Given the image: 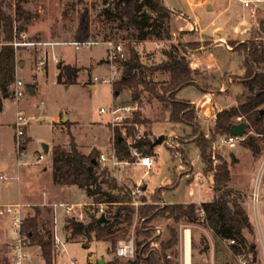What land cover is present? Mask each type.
Here are the masks:
<instances>
[{
    "label": "rangeland",
    "instance_id": "374dc122",
    "mask_svg": "<svg viewBox=\"0 0 264 264\" xmlns=\"http://www.w3.org/2000/svg\"><path fill=\"white\" fill-rule=\"evenodd\" d=\"M169 5H173L179 9H184L180 0H165ZM117 0H27L23 2V6L32 11L36 16L31 20L28 30L23 31L27 34V39L30 41H41L46 45L40 44H29L24 43L26 38H22V40H18L21 42L16 48V67L18 73H16V77L21 78L25 85L31 83L34 78V75L38 77V85L39 89L35 88V90L29 91L27 87V92L22 100H15L12 98H8L5 102L4 111L1 113L0 120L3 123L0 124V174L5 173L4 171H9L8 174H13V179H8L5 181L0 180V204L6 205L8 203H12L18 200H22L25 203H35L42 202L45 200L43 192L46 188H54V163H53V152L52 149L47 153L44 150L43 144H54L55 141L60 139V142L69 144L72 140L78 142V146L82 151L88 150L91 146L98 145L95 148L105 152L106 154L111 153L112 151V133L113 126L111 125V130L106 126V128L95 127V123L105 125V121L107 118H110L109 113H101L100 108L106 107L109 108L113 101L116 104H134L138 105V109L135 110L134 114L131 115L130 121L136 116V112H141V119L146 118L148 122L144 121L139 122L136 127V132H134V136L139 138V136H148L150 135L153 139H156V147L158 145V141L163 140L161 142V151H159L160 155L156 160V164L153 169L144 174L142 177V183L148 185V189L152 190L158 186L163 185L160 188H166L163 191L164 198L169 202H181L187 201L195 196L190 194L189 180L190 173L185 174L179 180L178 185L174 188H167L169 183L175 180V176L173 174V169H176L178 172L179 169L183 170L185 173L188 170V166L183 163L184 156L180 155L176 157L177 151H174L172 157L169 153L167 144L177 145L179 148H183L185 157L190 160L192 163L193 169L196 170H205V162L203 161L201 148L195 142H189V144H183L186 140L194 134V129L191 125L184 123H177L174 128H179V131L176 133L173 142H168L165 139L169 138V134H172L173 131H167L165 134V125L163 124H155V122H163L168 121V119H163V111L161 109L160 102L157 99H151L148 97V94H145V98L142 101H138L136 104L135 101H132V92L131 88H124L122 92L115 93L111 83L104 82L100 80L97 81V89L92 90L91 86H85L80 84H65L59 82L58 79L54 76L53 71L49 73V68H47L48 73L42 68H36V62L38 57L44 52V46H50V50L63 49L68 46L70 48L67 52L70 54L74 49L76 50V54L79 56V63L82 65H88L85 67H80L76 64L68 63L67 60L63 59L61 52H56L58 55L59 61L58 64L61 63V69L66 67L68 71H72V67L79 68L80 71L84 70L86 74V81L88 84H92V75H104L108 73V66H104L102 68L103 73L99 69L93 70V66L97 67L98 65L107 64V49L108 45L105 43L108 39H114L123 43L124 52H128V43L132 42V46L136 47L140 52L141 60L145 64H157L162 62L167 56L165 55V50L171 48V44H180V51L183 52V46L188 43L189 48H199V47H207L209 46L215 38L218 36L226 35L228 36L229 46L233 47H242L244 50V44H246V48L249 50L251 42L258 38L264 39V32L261 29L262 23H264V3H259V6L256 7V12L254 13H246L242 12L240 9L239 0H203L200 2V6L203 11L215 10L216 13L221 12L220 18L217 20V25L219 26V30L217 31L215 25L210 27L209 29L201 30L199 25L194 28H186L184 31L195 32L198 28V31L193 34H187L183 37V39L179 41H174L175 43H169L168 39H158L157 36H152V39L147 40H136L129 41L127 39L128 34H130V28H128V24L126 21H111L105 14V9L110 7L112 9L115 8ZM214 14V15H211ZM153 18L157 16V13L151 12ZM176 14L171 16L168 20V30L172 31V37L178 38L179 35H183V32H173L172 25H174L175 29H179L181 26L182 20L184 18H179L178 21H173V17ZM178 15H176L177 18ZM215 13H209V19H213ZM197 17V19H196ZM194 18V14H193ZM195 22L200 20V15L196 14L193 19ZM22 32V33H23ZM201 32L204 34L202 35ZM222 32V33H221ZM18 36V35H17ZM165 36V33L162 34ZM20 37V36H18ZM108 38V39H106ZM231 38V39H230ZM4 33L3 29L0 26V48L5 43L4 42ZM89 39H93L96 42L92 46L81 47L80 49H76L74 43L87 41ZM149 40H163L166 43H163L162 48L156 47V44L152 43ZM51 42L54 44L51 45ZM53 46V47H51ZM233 46V47H232ZM55 48V49H54ZM54 51H52L53 53ZM102 59H99V58ZM227 60H231V58L226 57ZM27 60H29L27 62ZM52 62L53 59L51 58ZM24 61V66L20 65V62ZM27 62V64H26ZM49 66L51 68V61L49 62ZM92 66H91V64ZM26 64V65H25ZM201 64V63H199ZM204 66V67H201ZM70 67V70L68 69ZM193 67V66H192ZM206 65H196L193 68L199 69L202 73L198 75L200 76L208 75L209 78L214 76V72L211 68L206 69ZM233 67L238 71H243L246 67L245 58L243 55L237 53L236 59L233 62ZM20 68V69H19ZM18 74V75H17ZM159 79H169V73H157ZM244 74V73H242ZM242 80L245 79L246 75L240 76ZM95 78V77H94ZM240 81L238 83V91L237 97H239V101L242 102L247 94H249L250 90L247 86L244 85V81ZM216 82V81H215ZM30 85V84H28ZM10 88L13 90V83ZM179 95L183 98H199L202 90L195 83H191L179 90ZM147 100L152 102H148ZM4 101V99H3ZM239 102V103H240ZM21 108H25L27 111V117L29 119L28 124L26 125L25 136L28 139L33 137V140L30 142H26V147L28 146V150L22 148L23 153L20 156L22 161L18 163V148L15 147V121L17 111ZM67 114L71 120H76L75 125L73 126L74 136L68 135L67 132H62L61 128L63 126V119L61 114ZM61 115V117H57L58 126L55 124L53 115ZM66 117V115L64 116ZM216 118V117H215ZM216 120V119H215ZM237 120V119H236ZM66 122H70V120H65ZM93 123V125H91ZM77 123L79 127H77ZM153 125V127H152ZM215 123H210L209 128L203 127L206 134H209V139H213L212 145L210 147V152L216 156L218 153L223 157L224 160L228 161V164L231 168V178L230 186L236 189L241 195H244L243 204L246 206L251 213L252 224L254 226V233H251L248 229L244 231L245 236L248 240L249 249L250 244L256 243V254L253 252L247 251V256L249 259V264H264V253L262 250L263 239H261V235L264 234V229L259 227V224L262 223L264 226V174L261 182V197H260V211L257 212L258 215L255 216V207L253 205V192L256 189L255 187V176L261 166L262 161L264 160V135H256L259 132L253 126H250L252 132L250 135L256 136L258 139L262 151L260 153H255L250 147H247L243 140H239L235 147H230L226 143L223 142V138L226 134H220L214 130ZM251 125V124H250ZM122 131L125 130L123 125H120ZM115 129V128H114ZM187 129V131H186ZM147 132L148 135L145 133ZM169 133V134H168ZM14 134V135H13ZM124 134L128 137V139H132V135H128L126 130ZM161 134H163V139L160 138ZM111 135V143L108 141V137ZM24 136V141H25ZM31 136V137H30ZM172 137V136H171ZM78 139V140H77ZM165 140V141H164ZM185 140V141H184ZM180 142V143H179ZM179 143V144H178ZM169 145V144H168ZM25 146V142H24ZM107 146V147H106ZM155 150H157L155 148ZM38 151H42L47 155L45 160L37 162L36 155ZM85 152V151H84ZM183 153V152H182ZM185 159V160H188ZM220 160L216 159L214 164H217ZM45 163H49L45 168ZM132 164V163H129ZM139 174L144 173V166H137ZM101 168H103L101 164ZM100 168V170H101ZM131 170V169H129ZM128 169L123 171L122 178H132L134 172L129 173ZM117 171L118 176L121 177L117 168L113 171L115 174ZM11 172V173H10ZM127 172V173H126ZM17 175V176H16ZM18 177V178H16ZM206 176V183L202 190L206 194V199H203L202 202L208 201L207 199H211L212 196L209 195V177ZM10 178V177H9ZM135 183V182H134ZM137 184V183H136ZM167 184V185H166ZM103 185V184H102ZM135 185V184H134ZM106 184L104 187L106 188ZM258 187V185H257ZM199 188V187H198ZM214 189V188H213ZM158 190V189H156ZM155 190V191H156ZM144 196L147 198L149 203L154 202L152 198L153 192L146 190ZM215 192V190H214ZM208 194V195H207ZM85 192H75V195L70 199L73 202H61V203H74L78 202L81 198H83ZM21 198V199H19ZM57 197H49L48 201L56 199ZM95 198L91 199L89 205L84 207V217H85V208L89 207H98V203ZM251 200V203L250 201ZM7 201H10L6 203ZM158 204H162L161 206H165L167 203L164 200L156 201ZM39 206L44 208L43 203L39 204H26V215L28 213H34V207ZM71 216V215H67ZM57 226L58 233L62 240L65 242L62 248H66V252L61 253L58 252L57 249L53 246L50 247L51 256L53 260V264L57 259L56 264H71L73 260L77 261V264H96L97 260L103 255L107 253L108 244L105 241H92L91 247H85L82 245L81 241H71L68 242L63 235V224L64 218L61 214L57 216ZM137 221V213L135 214L134 224L131 228V234L128 236V239L133 237L135 239L136 235L134 234V226ZM254 221V222H253ZM0 223L3 225V219L0 218ZM198 223V224H196ZM184 224V225H183ZM154 225L157 228V234L162 233L163 236L168 237L170 234V227H178L179 237L180 230L182 227H188V225H192V236L195 238L193 248L195 251V259L205 257L206 262L212 259L214 254L220 258H229L227 255L228 249H223L221 253H219V247L225 246L226 248H230L234 243H231L228 238H222L215 234L213 229L207 224L206 220L199 222H194V224H188L186 221L175 222L173 218L166 217L164 215L159 216L154 221ZM212 229H210L209 227ZM264 228V227H263ZM214 232V233H213ZM130 233V231H129ZM1 235V234H0ZM213 237L215 242L216 251H210L204 254L203 250H206L209 245L212 246L210 238ZM241 239V238H240ZM125 240L120 241L124 242ZM119 243V244H120ZM111 249V247H110ZM33 257L38 259L39 264H45L44 258L42 256L41 250L38 251L34 249ZM111 254H107L106 257H113L115 252L111 251ZM184 249H183V240H179V244L177 245L172 257L175 259L177 264H182L184 262ZM197 254V255H196ZM95 255V256H94ZM30 256V255H29ZM96 258V261L92 260V257ZM8 253L7 247L0 244V264H8L7 261ZM238 262L239 255H237ZM234 259V257H233ZM71 261V262H70ZM91 261L93 263H91ZM31 264H36L31 261ZM231 264H235L232 260Z\"/></svg>",
    "mask_w": 264,
    "mask_h": 264
},
{
    "label": "trees",
    "instance_id": "16d2710c",
    "mask_svg": "<svg viewBox=\"0 0 264 264\" xmlns=\"http://www.w3.org/2000/svg\"><path fill=\"white\" fill-rule=\"evenodd\" d=\"M26 1L0 0V26L3 29L5 42L0 48V112L4 108V97L12 95L10 86L16 77V49L10 42L15 39L16 35L20 36L23 31H27L31 20L36 16L23 6L22 3ZM154 11L157 13L155 18L151 15V12ZM105 14L113 22L126 21L129 25L128 28H130V34L127 36L129 41L147 40L152 36H157L158 39L171 38L168 20L173 15V10L167 7L165 0H117L115 8H106ZM163 33H165L164 37L162 36ZM195 33L196 31H183V37L186 34ZM179 47L180 44H172L171 48L164 52L167 58L160 63L149 65L142 62L139 50L132 46V42H129L127 55L117 59L121 64L122 73L114 82V94L122 92L124 88H131L133 100L141 102L142 93L147 91L149 98H155L160 102L163 119H168L174 125L184 123L193 127L194 134L183 144L195 142L201 148L203 161L206 165L204 173L214 174L215 197L211 201L200 204L197 202H173L161 206L162 204L160 205L156 201L163 200V191L166 188H158L152 194L154 202L149 203L147 198L143 196L144 202L137 209L132 203L130 191L127 190L123 195L120 193L111 195L104 192L109 196L106 200H101L102 198L97 196L96 201L109 202H105L107 206L104 210L110 219L109 222L98 221V207L85 208L83 219L68 217L66 221V230L70 231V238L84 241L85 246L94 240L108 241L111 242L112 251L116 253L120 241L127 240L131 234L137 213L136 225L133 228L136 235L134 239L136 254L133 257L114 255L105 264H177L172 254L179 244V230L177 226L170 227L168 237L163 236L162 233L157 234L154 221L161 215L171 217L177 223L182 221L194 223L200 222L204 214L207 224L215 234L222 238L237 241L231 247L236 254L247 253V251L256 254L255 242L250 244L249 249L247 248L248 240L244 231L248 229L254 233L255 230L250 214L242 201L244 195L242 196L240 192L230 186L232 178L228 161L224 160L218 153L215 156L210 152L213 139H209L200 123L193 120L195 113L193 104L177 96L180 89L197 81L198 75L202 74L199 69L193 68L191 64L190 53L196 48H189L187 43L181 52ZM247 63L251 74H246L242 81L250 92L242 102L217 112L214 130L220 134L227 135L231 126L237 123L236 119L240 115L243 116V121L249 122L257 131L264 132L262 122L264 119L263 38L251 42ZM77 71L78 68L76 67H72L71 72L63 67L61 74H59V81L65 84L76 82ZM157 73H169V79L156 78L158 77ZM204 88L212 89L207 85ZM143 120L148 122L146 118L141 119V112H136L132 121L128 118L123 124V127L127 129V134L132 135L137 140L135 144H129L120 125L115 127L117 133L115 144L119 159H134L135 156L131 154L130 148L135 146L144 154H156V139H153L147 132L145 133L148 136H140L139 138L133 134L136 132V124L143 122ZM27 137L29 136H25V146L26 142L30 141V138ZM257 139L256 136L249 135L243 141L255 153H260L262 148ZM168 144L167 147L172 154L177 151L176 157L181 155V151L183 152V163L188 166L189 170L191 163L185 160L187 158L183 148ZM101 153L102 151L97 148L85 153L76 144L63 145L58 143L53 150L56 182L60 185H75L86 188L89 195L102 192V183L104 182L111 185L116 183L117 179L111 174V170L108 167L101 168L99 161ZM216 159L220 161L214 164ZM188 170L185 173L188 174ZM182 171L179 169L176 172L175 180L167 188L175 187L181 173H184ZM110 201H118L119 204ZM34 210V213L27 215L25 211L23 233L29 238L32 245L41 246L46 264H53L49 229L46 226L42 228L40 223L43 208L35 206Z\"/></svg>",
    "mask_w": 264,
    "mask_h": 264
},
{
    "label": "crops",
    "instance_id": "0c3cea01",
    "mask_svg": "<svg viewBox=\"0 0 264 264\" xmlns=\"http://www.w3.org/2000/svg\"><path fill=\"white\" fill-rule=\"evenodd\" d=\"M202 1L203 0H180L181 4H182V6L184 7L185 10L179 9V8H177V7L173 6V5H169L168 3L165 2L167 7L170 8L171 10H173L174 14L178 15L177 18H176V15H175V17H173V21H174V19H176L175 21H178V19L181 18V17L185 19V20H182V23H181V26L179 27V29H175L174 25H172L173 32H178V31L179 32H181V31L183 32L186 28L198 27L197 25H199L201 30L209 29L210 27L215 25L216 27H214V28H216L217 31H221V30H219L220 29L219 26L216 24L217 20L221 16V12L216 13L215 12L216 9L213 10V11H209V10L203 11L202 7L200 6V2H202ZM209 13H215V16L214 17L210 16V17H213V19H209V21H208ZM193 14H194V18L196 16V14H199L200 15V20L195 22L193 20L194 19L193 18ZM211 15H214V14H211ZM196 19H197V17H196ZM263 24L264 23H262V25H261V29L264 32ZM196 29H197L196 30V32H197L198 28H196ZM170 32H171V38L166 40L169 43H175L174 41H179V40L183 39V35H179L178 38H175V37H172V31H170ZM201 34L204 35L202 32H201ZM228 38H229L228 36L220 34L218 36V38H215L214 41L209 46H207V47H199V48L193 49L191 51V53H190L191 64H192L193 67L196 66V65H203L204 64V65L207 66L206 69L211 68L213 70V72H214V76L212 78H209L208 75H204V76H200V78H197V81L193 82L196 85H198L201 88V90H202V93H201L200 97L199 98H183V97H181L179 95L180 91L177 94L178 97L186 99V100H188L189 102H191L193 104V106L195 108V113H194L193 120L195 122H199L200 125L203 126V127L209 128L210 123H212V122L216 123L215 117H216V114H217L218 111H220V110H222L224 108H229L231 106L237 105L240 102L239 101V97H237V94H238L237 93V91H238V83H241L240 81L242 80V78L240 76H244L246 74H249V75L251 74L250 73V68H249L248 63H247V56H248V51L249 50L246 48V44H244V50L242 49V47L238 48V47H233L232 46L233 48H231V46H229L230 44L228 42L229 41ZM150 39H152V38H150ZM149 41H151L152 43L156 44V47H157V44H160V47H158V48H162L163 43H166V41H163V40H159V41L158 40H155V41L154 40H149ZM176 45H178V44H176ZM49 47L50 46L44 47L45 54L43 52L40 56L44 55V56L48 57L49 62L51 61V68L49 66L50 63L48 62L47 65L45 66V68L42 69V70H44L45 73L46 72L48 73L47 68H49V73L52 70L53 73H54V76L58 79V81H59V74H61L62 70H60L61 69V63L58 64V62H60V61H59V58H58V55L56 54V52L60 51L61 54H62L63 59L67 60L68 63L76 64V65H78V66H80L82 68L83 67L86 68L87 66H89V64L88 65H82V64L79 63V56H78V54L75 53L76 50L73 49L70 54L67 52V50L70 48V46H68L66 48H63L61 50L60 49L57 50V48L56 49L54 48L55 50H50ZM51 47H53V46H51ZM179 49H180V47H179ZM52 51H54V52L52 53ZM237 53H239L240 55H243V57L245 58L246 67H245V69L242 72L238 71L237 69H235L233 67V62L236 59ZM54 54H55V56H54ZM226 57L231 58V60H227ZM51 58L53 59V62H52ZM102 58H104V57H102ZM102 58L100 57L99 59H102ZM38 59H39V57H38ZM107 59H108V51H107ZM28 61L29 60H27V62ZM22 62L23 63L20 62V65L24 66V61H22ZM27 62H26V64H27ZM107 62L108 61H106V63ZM199 63H201V64H199ZM106 65L108 66V73L104 74V75H94V76L92 75V78H91L92 84H88L87 83L86 74H85L84 70L80 71V67H79L78 71H77L76 82H74L72 84H80V85H85V86H88V87L91 86L90 88H92V90H96L98 85H97V81H95L94 77L95 76H108L109 75V64L108 63L107 64H103V65L101 64V65H98L97 67L93 66L92 71H90L91 73H93V70L99 69L103 73L104 71H102V68H104V66H106ZM91 66H92V64H91ZM201 67H204V66H201ZM17 73H18V70H17ZM49 73L47 75H49ZM242 73H244V74H242ZM37 77H38L37 75H34V78L31 81V83H28L30 85L27 84V87H28L29 91L35 90V88L39 89L38 78ZM203 85L204 86L207 85V86L211 87L212 89L204 88ZM145 94H148V92L145 91V92L142 93V95H141L142 99L145 98ZM11 96L10 97L9 96L8 97H4V101H3L4 102V108H5L6 100L8 98L9 99L12 98ZM132 101H134V100L132 99ZM136 101L138 102V100H136ZM136 101H135V103H136ZM147 101L148 102H152V100L151 101L147 100ZM4 108L0 112V116H1V113L4 111ZM61 115H62V119L64 120L62 122L64 128L62 127L61 131L62 132H67L68 135L71 134L72 136H74V130H73L74 128H73V126L75 125V122H77V121L76 120H71L70 117H68L67 114H65V113H63ZM61 115H57V114L53 115L54 121L56 122L55 123L56 125L59 122L58 119L56 120V118L57 117L58 118L61 117ZM65 115H66V117H64ZM67 119L70 120L69 123L65 121ZM239 122H243V120L239 121ZM1 123H3V121L0 120V124ZM93 123L94 122H92L91 125H93ZM98 123L99 122L95 123V127L106 128V126H107L110 130L112 128L111 127V117L106 119L105 125L98 124ZM156 123L165 125V132H164L165 134L167 133V131H173L172 134L168 133L169 134V138L165 139L168 142H173L174 137H175L176 133L179 131V128H181V126H179L178 129L174 128L173 124L171 122H169V121H166V120L163 121V122H155L154 125H156ZM250 126H252V125H250ZM78 127H79V125L77 123V127H75V128L77 129ZM152 127H153V125H152ZM203 130H204V128H203ZM249 130L251 131L250 127L248 128L247 132ZM186 131H187V129H186ZM111 133H112V130H111ZM122 133H123L124 136H126L124 134V130L122 131ZM256 133L257 132L255 131V134ZM115 134L117 135V133L113 132L112 133V137H114ZM177 134H179V133H177ZM123 135H122V138H123ZM162 137H163V134H161L160 138L163 139ZM126 138L128 140L127 136H126ZM115 139H116V137H115ZM32 140H33V137H31V139L29 141L30 145H31V141ZM60 141L61 140L58 139L57 141H55L54 144H51V146L48 144L49 150L52 149V152H53L54 147L58 143H61L63 145L76 144L78 146V142H80L79 140H78V142L75 141V140H72L69 144H66V143H63V142H60ZM108 141L111 143V135L108 137ZM14 142H15V140H14ZM161 142H163V140L158 141V145L156 147V149H157L156 150V154H151L152 156H154L155 161L157 160V158L160 155L159 151L162 150L161 149ZM113 143H114L115 148H116V144H115V140L114 139L112 140V145H113ZM45 144H43V146ZM96 146L98 147V145L95 144V146H91L90 149H89V146H88V150H84L85 153H89ZM24 149H26V151H27L28 150V146L27 147L24 146ZM44 150H45V148H44ZM116 150H117V148H116ZM41 152L42 151H38V153H41ZM22 153H23V150H22ZM169 153H170V155L172 157V161H174L172 153H171L170 150H169ZM181 155H183L182 151H181ZM46 158H47V155L42 160H45ZM52 159H53V163H54V155H53ZM42 160H39V161H42ZM125 160L129 161V159H125ZM39 161H37V162H39ZM136 161H138V158L135 156L134 159L130 160V163H132V164H129V163L128 164H125V163L119 164L117 170H118L119 174L121 175V177L118 176L117 171H115V174H114V172H111V174L117 179L116 183H113L112 185L107 183V182L102 183L103 184L102 185V192H97L98 196L101 197L102 199L106 200L107 198H109V196H108V194H106L104 192H108L111 195L112 194H119V193L121 195H123L124 192H126V190L129 191V185L136 184V183L138 184L139 182H142L143 181L142 177L144 176V174L147 173L146 172V167L144 165L140 164V163H137ZM188 161L190 162L189 159H188ZM263 161H262L261 166H260V168H259V170L257 172V175L255 176V180H253V181H255L256 184L259 181L260 177L263 178L264 171L262 172V170H261L262 166H263ZM155 164H156V162H155ZM47 165H49V163H45L44 167L47 168L46 167ZM139 165L145 167V171H144L143 175L139 174L138 167H137ZM154 165H153V167H154ZM153 167H152V169H153ZM127 169L128 170L131 169V170L128 171L129 173L134 172V174L132 175V178H125V177L122 178L123 171H125ZM173 170H174L173 174L175 176L176 169L174 168ZM200 171H202L204 173V170H200ZM4 172L8 173L9 171H4ZM188 172L189 173L191 172L190 180H189L190 194L192 196L196 195V197L192 198L190 200L181 201V202L182 203L197 202L198 204H200V203H202L203 199H206L205 198L206 194L202 190V188L205 186V183H206V176L209 177V180H208L209 181L208 193H209V195L212 196L211 199H207V200L211 201L215 197V192H214V189H213L214 188L213 185H214V181H215L214 174L213 173H209V174H205L204 173L205 174L204 182L201 184V186H197V185H195V182H194L195 181V179H194L195 170L192 167V163H191V167L189 168ZM5 173H3V174H5ZM185 174H187V173H181V175L179 177V180ZM13 178H14V176H13V174H11L10 178H8V179H13ZM16 178H18V177H16ZM261 180L262 179H260V181ZM1 181H5V180H1ZM178 182L176 183L175 187L178 185ZM171 183H169V184H171ZM54 184H55L54 188H51V189L50 188H46L45 189V191L43 192L45 200L42 201V202H35V203L26 202L25 203L24 201L21 200L23 203H25V210H26V204H39V203H43L44 204L43 215H42V218L40 220V223H41V227L42 228L44 226H46V228H48L49 231H50V228L52 226V221L54 220L53 209H52L51 205H49V203L58 202V201H61V202H73L72 199L71 200H65V199H70L72 196L75 195V192H77V191L78 192H80V191L85 192L84 197L85 196H89L88 192L86 191V188H82V187L75 186V185L72 186V185H60V184H58L56 182L55 167H54ZM104 184L107 185L106 188L104 187ZM256 184H255V187H256ZM162 186L163 185L158 186V187L153 188L152 190H150V189H148V185L147 184H143V188H145V191L149 190L151 192H155L156 189H158V188H160ZM260 193H261V184H260ZM163 196H164V194H163ZM260 196H261V194H260ZM49 197H57V198L53 199V200H51V202H49L48 201ZM19 199H21V198H19ZM163 200L166 201V203L169 202L164 197H163ZM249 201L251 203V200H249ZM8 202H10V201H7L6 203H8ZM110 202H116V204H119L118 201H110ZM12 203H14V202H12ZM169 203H173V202H169ZM253 205L255 207V216H257L258 215L257 212L260 211V207H259V205H261L260 200H259L258 206L255 204L254 201H253ZM247 210H248V208H247ZM248 212H249V210H248ZM58 214H61L63 216V218H64V224H63L62 231H63V235L65 236L66 240L68 242H70V240L71 241H74V240L78 241L79 240V241L82 242V245H84V241H82L80 239H71L70 238V231L66 230V221H67V218H68L67 214H64L62 212H58ZM58 214H57V216H58ZM249 214L251 216L250 212H249ZM0 218H2L3 222H4L3 225L0 223V234H1L0 235V244L5 246V247H7V253H8L7 261H8V264H13V262H12L11 234H10L9 218H8V216L6 214H0ZM251 218H252V216H251ZM77 219H83V218H77ZM203 220H205V215L204 214H203ZM252 220H253V218H252ZM57 222L58 221L56 219V228H57V233H58ZM188 224H194V223H188ZM196 224H198V223H196ZM259 227L264 229L263 228L264 226H263L262 223L259 224ZM186 228H190V230H191V257H190L191 264H231L232 260L234 261L235 264H239L238 258H237V254L233 251V249L231 247L230 248H226L225 246H222V245L219 247V251L218 252L221 253V251H223V249H228V252H227L228 254L227 255L229 256V258H227V259L226 258H220V260H219V257L215 253L214 256L212 257V259L208 261V263H205L206 262V258L205 257L201 258V260H200L198 258V256H197V259H195V251H194V248H193V244H194L195 238H193V236H192V230H193L192 229V225H188V227H182L181 228V230H180V239L184 241V235H185ZM49 239H50L51 246L55 247L53 245L50 237H49ZM261 239H263V241H264V234L261 235ZM84 240L86 241V239H84ZM94 241H96V240H94ZM210 241H211L212 246L210 247V245H209V247L206 250H203L204 254H206L207 252H210V251L211 252L212 251L213 252L216 251V248H215L216 240H214L213 237L211 236ZM105 242L110 243V246L108 244L107 253L103 254L97 260L96 264H105L108 260H110V258H112V257H110V258L106 257L107 254L109 255V254L112 253L111 252L112 249H110L111 242H108V241H105ZM64 244H65V242L63 244H61V245H64ZM91 245H92V241H90L88 243V246H85V245L84 246L89 248V247H91ZM34 249H37L38 251L41 250L42 256H43L45 264H46V260H45V257L43 255L41 246L40 245H32V244L29 247L30 256H29V258L27 260V264H31V261L35 262L36 264H39L38 259L33 257V255H34V251L33 250ZM56 249H57L58 252L60 251L61 253L66 252V248H56ZM262 250H263V253H264V243H263V246H262ZM58 255H59V253H58ZM58 255H57V259H58ZM94 256L92 257V260L96 261V259L95 260L93 259ZM183 256H184V262L182 264H186L185 252H184ZM233 257H234V259H233ZM57 259H56L54 264L57 263ZM101 259H103L105 261L103 263H100L99 260H101ZM91 263H93V262L91 261Z\"/></svg>",
    "mask_w": 264,
    "mask_h": 264
},
{
    "label": "built area",
    "instance_id": "2783aa9c",
    "mask_svg": "<svg viewBox=\"0 0 264 264\" xmlns=\"http://www.w3.org/2000/svg\"><path fill=\"white\" fill-rule=\"evenodd\" d=\"M240 3V9L243 12L246 13H254L256 12V7L259 6V3H264V0H239ZM243 6H246V11L242 8ZM264 27V24H263ZM264 29V28H263ZM176 35V32H175ZM22 38H26L24 40V43L29 44H40V45H46L44 42L41 41H30L27 39V34L25 32L21 33L20 37L17 35L15 36V39L10 42L14 47H18L19 44L21 45V42L18 40H22ZM96 41L93 39H89L87 41L82 42H75V48L79 49L81 47L86 46H92ZM105 43L108 45V64H109V75L108 76H95V80H100L104 82H109L112 85L114 82L118 79L119 75L122 73V67L121 64L118 62V58H124L126 56V52H124V46L122 42L115 41L114 39H108L105 41ZM54 43L51 42V45ZM46 47V46H44ZM157 47H160V44H157ZM16 49V48H15ZM45 54V52H44ZM55 56V54H54ZM49 62L47 56H39V59H37L36 62V68L37 69H44L47 63ZM17 73V68H16ZM18 75V74H17ZM13 83V99L19 101L22 100L27 92V85H25L24 81L19 78L18 76L15 77V80ZM115 101V99H114ZM109 107H101L100 112L101 113H109L111 117V125L113 126V132H115V127L117 125H123L128 118L131 117L132 114H134V111L138 109V105L134 104H116L114 103ZM138 102L136 101V104ZM243 116L237 117V122L242 121ZM29 119L27 117V111L24 108H21L17 111L16 115V121H15V130H16V136H15V147L18 148V163L22 161V158L20 157L22 154V148H24V136L26 132V125L28 124ZM264 123V119H263ZM138 124H136V127ZM125 130H127L125 128ZM124 130V131H125ZM253 130H249L247 133L236 136L230 134V132L223 138V142L226 143L230 147H235L237 142L239 140H244L248 135H250ZM116 133V132H115ZM259 135H264V133H256ZM206 136H209V134H206ZM116 134L114 135L113 139L115 140ZM140 137V136H139ZM136 139L132 137V139H128L129 144H135ZM131 154L133 156H136L138 158L137 163H140L146 167V172H150L152 170L153 165L155 164L154 156L151 154H144L140 149L135 146L131 147ZM46 154L44 152L38 153L36 155L37 161L44 159ZM100 163L102 164L103 168L108 167L111 172L115 170V168H118L119 164L130 163V160H121L119 159V156L117 154V150L115 148V145L113 143L112 145V151L109 154H106L105 152H102L100 154L99 158ZM262 171H264V161L262 166ZM10 177L8 173L0 174L1 180H7ZM205 174L197 170L194 173V179H195V185L201 186V184L204 182ZM260 179L256 184V189L253 192V201L258 206L259 200H260ZM258 185V187H257ZM129 191L130 196L132 197V203L135 204L136 208L138 209V206L142 204L144 201L142 200V197L145 194V188H143V183L139 182L138 184H131L129 185ZM95 196H98V194H93L89 196H85L81 198L78 202L74 203H61V202H52L49 203L53 209L54 214V220L52 221V226L50 228L49 234L51 241L53 245L56 248H62L61 245L64 243L60 235L57 233L56 228V219L58 212H62L67 215H71L68 217H74V218H84V207L86 205H89L93 201ZM104 200V199H101ZM98 203V217L101 216V214L105 213L104 210L106 208L107 201ZM109 203V202H107ZM115 203V202H114ZM0 214H6L9 218L10 223V234H11V249H12V262L13 264H27V260L29 258V247L31 245V242L29 238L23 233V225H24V214H25V203H23L21 200L15 202V203H8L6 205H0ZM231 243H237L235 239H230ZM61 245V246H60ZM136 254V246L134 238L131 237L124 242H121L119 246L116 249V255L119 257H133ZM239 261L240 264H249V259L247 256V253H239ZM71 264H77L76 260H73Z\"/></svg>",
    "mask_w": 264,
    "mask_h": 264
},
{
    "label": "water",
    "instance_id": "95a60500",
    "mask_svg": "<svg viewBox=\"0 0 264 264\" xmlns=\"http://www.w3.org/2000/svg\"><path fill=\"white\" fill-rule=\"evenodd\" d=\"M23 63V62H21ZM70 70V67L68 68ZM264 112V110H263ZM250 127L249 122L243 121V122H238L235 123L231 126L230 129V134L232 135H236V136H241L243 134H245L248 130V128ZM45 151L48 152L49 151V146L48 144L44 145ZM99 222H109L110 219L106 216L105 213L101 214V216L98 218ZM94 260L96 259L95 257L93 258ZM105 260L101 259L99 260L100 263H103Z\"/></svg>",
    "mask_w": 264,
    "mask_h": 264
},
{
    "label": "bare ground",
    "instance_id": "6f19581e",
    "mask_svg": "<svg viewBox=\"0 0 264 264\" xmlns=\"http://www.w3.org/2000/svg\"><path fill=\"white\" fill-rule=\"evenodd\" d=\"M242 8L245 11L247 9L246 6H243ZM183 249L185 252L186 264H191V261H190V257H191V230H190V228H186V230H185Z\"/></svg>",
    "mask_w": 264,
    "mask_h": 264
}]
</instances>
